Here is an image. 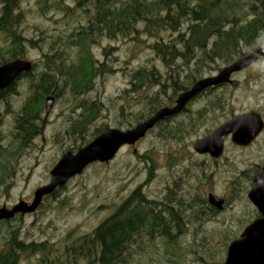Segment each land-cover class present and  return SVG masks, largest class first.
<instances>
[{"label": "rangeland", "instance_id": "1", "mask_svg": "<svg viewBox=\"0 0 264 264\" xmlns=\"http://www.w3.org/2000/svg\"><path fill=\"white\" fill-rule=\"evenodd\" d=\"M62 3L69 7L65 14L41 11L37 0L20 3L22 21L18 32L25 39L22 59L31 62L34 69L31 79L16 83L15 94L0 100V208H11L19 201L31 203L34 192L49 184L50 171L60 157L68 151L75 154L91 142L97 129L126 131L137 124L135 117L142 121L149 118L156 102L159 109L172 105L181 93L174 95L173 81L188 89L194 83L192 78L198 81L214 76L232 63L213 61L196 66L194 60L188 64L176 61L166 67L150 46L158 40L167 42L171 33L157 30L149 36L143 32V23L136 26L138 34L127 38H97L89 50L98 66L104 64V71L97 72L90 88L80 94L64 86L61 73L56 75L57 84L63 86L58 91L61 94L46 95L54 102L47 114L43 105L40 134L26 148H19L13 139L15 118L32 94L31 84L45 72L47 57L62 53L65 64L72 66L80 58L78 49L70 43L77 29L87 25V16L72 0ZM255 4L256 11L243 12L244 20L264 15V6ZM8 45L0 34V49ZM262 46L263 34L251 46L241 44L242 55L233 61ZM52 61L50 66L56 74L59 62L56 57ZM141 70L153 73L156 81L134 87L132 76ZM92 102L99 112L83 130H76L83 113L81 104ZM186 109L165 126H155L133 146L122 147L108 163L90 164L55 198L43 200L34 213L22 216L14 223L20 229V238L27 243H45L50 254L58 256L75 240L89 235L136 189L155 201H161L172 190L182 203L179 208L186 222L182 233L173 243L157 239L134 248L126 264H222L229 242L239 238L257 214L247 195L252 179L264 165V131L245 148L225 138L224 152L218 160L198 155L193 144L232 116L255 112L264 120V60L233 75L231 84L194 99ZM208 194L224 199L223 210H214L210 216ZM5 228L0 227V248H4ZM40 259L39 255H25L20 264H41Z\"/></svg>", "mask_w": 264, "mask_h": 264}, {"label": "trees", "instance_id": "2", "mask_svg": "<svg viewBox=\"0 0 264 264\" xmlns=\"http://www.w3.org/2000/svg\"><path fill=\"white\" fill-rule=\"evenodd\" d=\"M75 7L87 16V25L79 27L73 35L71 46L78 49L80 58L76 66L66 65L60 55L47 57L45 72L39 74L38 82L32 83V94L24 102L15 118V133L13 139L19 148H26L34 137L40 134L42 123L40 114L47 94L57 96L62 85H58L56 75L61 73L64 86L74 94H80L90 88L91 78L101 74L104 64L98 66L94 62L89 47L97 38L115 39L127 38L138 34L137 25L143 23V32L153 36L152 31L163 30L171 33L169 40L155 41L150 46L153 53L166 67H171L176 61L199 66L205 62L221 61L230 63L240 54V45L248 47L262 34L264 35V15H256L250 20H244L242 15L247 9L256 11V2L264 6V0H72ZM22 0H0V34L9 42L5 49H0V65L23 56L24 38L19 34L18 27L22 21L20 3ZM63 0H37L41 11L54 10L64 14L69 7ZM176 35V36H174ZM174 36V37H173ZM34 42L29 41L28 44ZM4 53V54H3ZM3 54V55H2ZM52 57H56L59 67L51 68ZM34 69V65H33ZM60 69V71H58ZM31 79L32 73L24 74L20 79ZM156 76L144 70L134 73L131 84L156 81ZM15 81L0 94V100H6L15 94ZM63 81V80H62ZM195 82L192 78L191 84ZM174 95L186 89L176 81L172 83ZM206 91L202 95H207ZM156 102V100L152 99ZM83 113L75 125L76 130H83L99 112L95 103H82ZM160 108L153 106L152 115ZM187 109L184 110L186 112ZM149 115V116H150ZM173 119V118H172ZM172 119H166L157 124L165 126ZM141 119L134 118L138 123ZM142 121V120H141ZM101 130L97 129L93 137ZM2 147L0 146V154ZM58 189L50 196L55 198ZM178 202V203H177ZM182 203L175 198L173 191L161 201L149 200L140 189H136L116 209L104 219L89 235L75 240L64 248L62 254L55 256L46 249L45 243L25 242L20 238V229L14 226L21 217L1 222L6 226L4 248H0V264H20L23 256H40L41 264H64V259L70 264L84 261L85 264H126L131 258L134 248L145 242L164 240L173 243L182 233L186 225L181 216ZM209 216L214 212L209 208ZM258 214L255 215V218ZM232 241V240H231ZM55 256L51 258L50 256Z\"/></svg>", "mask_w": 264, "mask_h": 264}, {"label": "water", "instance_id": "3", "mask_svg": "<svg viewBox=\"0 0 264 264\" xmlns=\"http://www.w3.org/2000/svg\"><path fill=\"white\" fill-rule=\"evenodd\" d=\"M261 58H264V46L239 57L220 69L214 76L194 82L192 86L177 96L172 106L157 110L133 128L126 131L106 128L75 154L70 151L64 153L50 171L49 184L34 192L31 203L19 201L11 208L1 207L0 222L9 221L16 216L22 217L34 213L44 197L64 187L69 180L80 175L87 166L92 163L103 164L113 160L122 147L133 146L157 123L181 113L196 96L209 88L231 83L233 74L254 65ZM31 70V62L24 59H14L0 65V94L22 74L30 73ZM53 102L52 97L45 99L46 114L52 108ZM263 130L264 120L258 113L250 112L232 116L210 134L196 140L193 144V150L198 155H208L212 159H219L224 151V137L230 136L231 143L237 147H247ZM247 198L260 216L244 228L238 239L229 243L222 264H264V165L260 167L253 178ZM207 202L216 211L223 210V199L208 194Z\"/></svg>", "mask_w": 264, "mask_h": 264}, {"label": "flooded vegetation", "instance_id": "4", "mask_svg": "<svg viewBox=\"0 0 264 264\" xmlns=\"http://www.w3.org/2000/svg\"><path fill=\"white\" fill-rule=\"evenodd\" d=\"M227 137H229V139H230V136H227ZM227 137H226V138H227Z\"/></svg>", "mask_w": 264, "mask_h": 264}]
</instances>
